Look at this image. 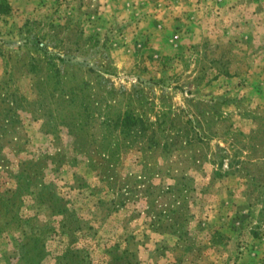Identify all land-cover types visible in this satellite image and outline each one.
Masks as SVG:
<instances>
[{"label":"rangeland","instance_id":"rangeland-1","mask_svg":"<svg viewBox=\"0 0 264 264\" xmlns=\"http://www.w3.org/2000/svg\"><path fill=\"white\" fill-rule=\"evenodd\" d=\"M0 264H264V0H0Z\"/></svg>","mask_w":264,"mask_h":264},{"label":"trees","instance_id":"trees-1","mask_svg":"<svg viewBox=\"0 0 264 264\" xmlns=\"http://www.w3.org/2000/svg\"><path fill=\"white\" fill-rule=\"evenodd\" d=\"M125 116L126 117H125L124 121H125L126 125L135 126L137 124L138 120H137V117H135V115L127 114ZM144 129H145V127H144Z\"/></svg>","mask_w":264,"mask_h":264}]
</instances>
